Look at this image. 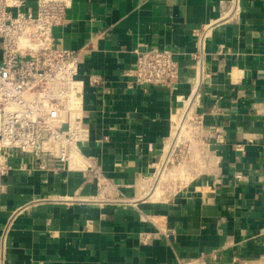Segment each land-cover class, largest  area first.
Listing matches in <instances>:
<instances>
[{
	"label": "crops",
	"instance_id": "1",
	"mask_svg": "<svg viewBox=\"0 0 264 264\" xmlns=\"http://www.w3.org/2000/svg\"><path fill=\"white\" fill-rule=\"evenodd\" d=\"M228 1L73 0L52 44L79 57L87 130L80 148L117 190L91 200L99 190L75 169L76 156L70 169H41L31 154L11 158L0 194L6 264L264 257V0H240L238 14L215 27L203 72L193 60L194 30L223 15ZM156 49L175 53L176 85L130 86L137 51ZM195 91L204 163L186 188L155 200L146 196L154 166Z\"/></svg>",
	"mask_w": 264,
	"mask_h": 264
},
{
	"label": "built area",
	"instance_id": "2",
	"mask_svg": "<svg viewBox=\"0 0 264 264\" xmlns=\"http://www.w3.org/2000/svg\"><path fill=\"white\" fill-rule=\"evenodd\" d=\"M72 3L73 0H0V194L4 178L12 170L11 158L20 154H31L41 169L55 164L73 168L70 165L76 156L75 169L99 190L91 200H102L117 190L80 148L87 130L83 127L85 85L79 77V57L75 50L54 48L52 44L53 29L65 22ZM225 8L218 19L194 30L197 49L193 60L198 73L205 69L206 39L216 26L238 14L240 0H229ZM127 73L134 78L132 87L173 88L179 80L180 67L170 49L141 50ZM99 79L92 76L93 83ZM198 97L199 93L193 92L174 115L179 116V121L172 120L146 196L159 200L180 192L198 174L197 167L203 165L205 135L197 112ZM181 145L189 146V154L194 149L176 164L179 158L175 154L182 151ZM175 165L180 168L173 169ZM236 177L241 179L242 175ZM167 180L171 191L167 185L162 186ZM5 236L6 230L0 242V264H6Z\"/></svg>",
	"mask_w": 264,
	"mask_h": 264
},
{
	"label": "rangeland",
	"instance_id": "3",
	"mask_svg": "<svg viewBox=\"0 0 264 264\" xmlns=\"http://www.w3.org/2000/svg\"><path fill=\"white\" fill-rule=\"evenodd\" d=\"M193 134L195 135V132H193ZM184 138H186V137H184ZM184 138H182V140H184ZM185 143H187L188 144V140L187 141H185ZM180 148L182 149V151H176V156L179 158L177 161H176V164L180 161V159H181V156H183V157H188L190 154H192V152H193V147L191 148V153L189 154L188 153V149H189V146H185V145H181L180 146ZM201 166H198L197 167V169H196V173H198L199 171H200V168ZM171 168V167H170ZM180 168V166L178 167V165H175L174 167H173V169H175V170H178ZM196 168V167H195ZM169 184L170 183H168V180L167 181H163V183H162V186H166L167 185V188L171 191V190H173L172 188H170L169 187ZM155 196V195H154ZM247 261L245 260V261H240L239 262V264H245ZM187 264H204V262L203 261H201V260H196V261H192V262H189V263H187ZM248 264H264V257L263 258H261V259H259V260H256L255 262H250V263H248Z\"/></svg>",
	"mask_w": 264,
	"mask_h": 264
},
{
	"label": "bare ground",
	"instance_id": "4",
	"mask_svg": "<svg viewBox=\"0 0 264 264\" xmlns=\"http://www.w3.org/2000/svg\"><path fill=\"white\" fill-rule=\"evenodd\" d=\"M174 118H175V121H179V116H174ZM155 195H156V193H155Z\"/></svg>",
	"mask_w": 264,
	"mask_h": 264
}]
</instances>
